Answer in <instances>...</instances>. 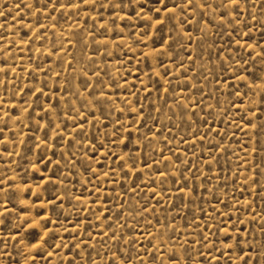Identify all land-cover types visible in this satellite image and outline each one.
<instances>
[{"label": "rangeland", "instance_id": "rangeland-1", "mask_svg": "<svg viewBox=\"0 0 264 264\" xmlns=\"http://www.w3.org/2000/svg\"><path fill=\"white\" fill-rule=\"evenodd\" d=\"M0 264H264V0H0Z\"/></svg>", "mask_w": 264, "mask_h": 264}]
</instances>
